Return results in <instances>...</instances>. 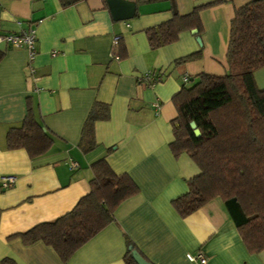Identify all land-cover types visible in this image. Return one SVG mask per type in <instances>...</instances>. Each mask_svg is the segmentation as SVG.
I'll return each instance as SVG.
<instances>
[{"label": "crops", "instance_id": "obj_1", "mask_svg": "<svg viewBox=\"0 0 264 264\" xmlns=\"http://www.w3.org/2000/svg\"><path fill=\"white\" fill-rule=\"evenodd\" d=\"M124 1L135 5L126 21H114L102 0L67 8L58 0H0V35L29 29L36 35L32 60L24 48L0 43V181L12 179L8 188L0 183V264H63L50 246L24 245L18 235L70 212L89 193L91 164L102 158L115 174L128 175L139 192L65 264H125L126 239L151 264H195L187 255L196 252L207 264H264V250L248 253L219 197L184 218L171 205L200 173L186 153L175 158L170 151L177 117L172 98L200 74H226L231 20L253 0H174L181 16L203 7L201 31L182 32L175 43L156 50L145 30L170 20V1ZM115 36L118 60L112 56ZM197 52L198 60L174 65ZM148 72L162 80L146 86L141 80ZM253 78L264 90V67ZM94 102L109 107V119L94 124L97 146L84 153L78 142ZM28 103L53 139L34 159L6 146L7 132L21 126Z\"/></svg>", "mask_w": 264, "mask_h": 264}, {"label": "trees", "instance_id": "obj_2", "mask_svg": "<svg viewBox=\"0 0 264 264\" xmlns=\"http://www.w3.org/2000/svg\"><path fill=\"white\" fill-rule=\"evenodd\" d=\"M86 0H58L62 8ZM106 7V0H102ZM152 0H137L136 4ZM170 20L145 30L152 50L170 45L182 32L201 31L196 7L181 16L174 0ZM119 59L121 48L118 50ZM201 53L175 60L182 65L198 60ZM3 54L0 52V61ZM224 76L200 74L197 82L183 87L172 98L177 117L171 122L175 158L186 153L200 173L187 181L186 194L171 201L184 218L219 197L250 254L264 250V90L257 89L253 73L264 67V0H253L234 12L226 53ZM109 119V107L94 102L83 123L78 147L87 153L97 146L94 124ZM195 123L196 137L190 128ZM53 139L36 120L28 103L22 124L6 135L8 150L24 149L30 159L44 155ZM93 178L89 193L75 207L53 222L41 223L19 234L24 245L42 242L50 246L65 264L87 241L115 221L114 212L125 200L138 194L131 178L115 174L102 158L91 164ZM125 264H136L132 251L151 264L126 239ZM1 264H15L9 259Z\"/></svg>", "mask_w": 264, "mask_h": 264}, {"label": "built area", "instance_id": "obj_3", "mask_svg": "<svg viewBox=\"0 0 264 264\" xmlns=\"http://www.w3.org/2000/svg\"><path fill=\"white\" fill-rule=\"evenodd\" d=\"M35 41L36 35L33 29L24 30L19 33H10L5 35H0V43H5L12 48H24L30 54V60L34 58L35 54ZM120 41V36H115L112 41V56L115 60L119 59L118 56V43ZM30 72H33V68H30ZM162 80L161 76L154 75L152 72H148L144 78L141 80L147 86H152ZM155 108H158V104H154ZM72 168H76L77 164L71 163ZM2 188H8L12 185V179L2 178L1 181ZM187 259L195 264H207V258L201 253L196 252L194 254H188Z\"/></svg>", "mask_w": 264, "mask_h": 264}, {"label": "water", "instance_id": "obj_4", "mask_svg": "<svg viewBox=\"0 0 264 264\" xmlns=\"http://www.w3.org/2000/svg\"><path fill=\"white\" fill-rule=\"evenodd\" d=\"M108 9L114 21H126L134 16L135 5L125 2L124 0H106ZM195 31V30H193ZM200 44V41L198 40ZM190 128L196 137L200 136V131L195 123L190 124ZM132 258L136 264H148L138 253L132 251Z\"/></svg>", "mask_w": 264, "mask_h": 264}]
</instances>
